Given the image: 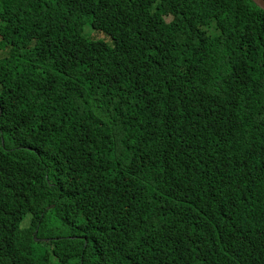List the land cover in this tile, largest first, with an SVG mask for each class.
<instances>
[{
    "label": "trees",
    "instance_id": "16d2710c",
    "mask_svg": "<svg viewBox=\"0 0 264 264\" xmlns=\"http://www.w3.org/2000/svg\"><path fill=\"white\" fill-rule=\"evenodd\" d=\"M0 264H264V10L0 0Z\"/></svg>",
    "mask_w": 264,
    "mask_h": 264
},
{
    "label": "water",
    "instance_id": "95a60500",
    "mask_svg": "<svg viewBox=\"0 0 264 264\" xmlns=\"http://www.w3.org/2000/svg\"><path fill=\"white\" fill-rule=\"evenodd\" d=\"M264 10V0H250Z\"/></svg>",
    "mask_w": 264,
    "mask_h": 264
},
{
    "label": "rangeland",
    "instance_id": "374dc122",
    "mask_svg": "<svg viewBox=\"0 0 264 264\" xmlns=\"http://www.w3.org/2000/svg\"><path fill=\"white\" fill-rule=\"evenodd\" d=\"M93 35H94V36H100L101 33H100V32L98 33V32L96 31V32H93Z\"/></svg>",
    "mask_w": 264,
    "mask_h": 264
}]
</instances>
